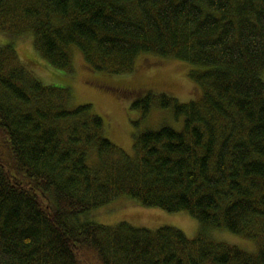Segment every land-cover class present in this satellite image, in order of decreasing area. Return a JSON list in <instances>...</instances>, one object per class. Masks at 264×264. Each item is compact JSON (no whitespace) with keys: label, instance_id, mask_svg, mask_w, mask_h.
<instances>
[{"label":"trees","instance_id":"16d2710c","mask_svg":"<svg viewBox=\"0 0 264 264\" xmlns=\"http://www.w3.org/2000/svg\"><path fill=\"white\" fill-rule=\"evenodd\" d=\"M0 34H31L69 72L75 51L114 76L142 56L175 59L202 90L189 103L139 95L143 117L157 104L183 123L136 135L128 154L93 105L74 106L69 88L45 85L1 45L0 264H264V0H0ZM122 197L185 212L201 231L88 219Z\"/></svg>","mask_w":264,"mask_h":264},{"label":"rangeland","instance_id":"374dc122","mask_svg":"<svg viewBox=\"0 0 264 264\" xmlns=\"http://www.w3.org/2000/svg\"><path fill=\"white\" fill-rule=\"evenodd\" d=\"M12 43L22 64L45 85L69 88L73 105L91 104L106 122V136L128 154H133L136 135L146 130H157L168 125L182 127L183 118L176 119L171 109L152 106L148 116L131 108L137 97L146 92L166 93L181 103L197 100L201 87L189 76L192 67L175 59L142 56L132 73L108 75L93 72L80 52L73 53V70H58L50 66L35 50L31 34L9 37L0 34V46ZM264 77V76H263ZM264 79V78H263ZM88 219L98 224L115 226L128 223L137 228L157 230L173 227L195 238L201 224L185 212L168 213L158 208H146L129 198L122 197L113 203L90 212ZM218 241L254 252L255 242L225 230H212Z\"/></svg>","mask_w":264,"mask_h":264}]
</instances>
